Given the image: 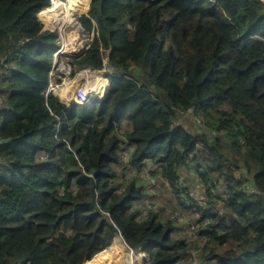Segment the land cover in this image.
I'll return each instance as SVG.
<instances>
[{
  "label": "trees",
  "instance_id": "16d2710c",
  "mask_svg": "<svg viewBox=\"0 0 264 264\" xmlns=\"http://www.w3.org/2000/svg\"><path fill=\"white\" fill-rule=\"evenodd\" d=\"M48 3L0 0V264H94L115 233L148 264H185L192 246L198 261L264 264V2L90 0L77 17L93 42L70 64L100 70L109 51L115 73L104 98L70 107L44 95L57 34L34 15ZM158 187L181 200L151 208Z\"/></svg>",
  "mask_w": 264,
  "mask_h": 264
},
{
  "label": "rangeland",
  "instance_id": "374dc122",
  "mask_svg": "<svg viewBox=\"0 0 264 264\" xmlns=\"http://www.w3.org/2000/svg\"><path fill=\"white\" fill-rule=\"evenodd\" d=\"M53 1H56V0H52V3L55 4ZM60 2H63V3H66V0H60ZM84 4V1L81 0V2L79 1V5L77 6L78 10H79V13H80V8L83 6ZM86 10L84 11V13H80L79 15H85L86 17H90V13H89V9H90V0H87L86 1ZM49 9L45 7H43L42 9H39V11L37 12V16H36V19L41 22L43 24V29L45 31H48V32H55L57 35L55 36L56 38V42H55V45L58 46V49L60 50L61 49V52H63V54L60 56L59 58V61L62 60H71L74 56L73 54L74 53H79L82 49H86L92 42H93V33L92 31H89V32H85L83 30V27L81 25V22H79V25L83 31V35L85 36V39L86 42L81 46V48L77 49L75 52H69L63 45V39L65 40L66 38L64 36L61 35V31L59 30V28H56L53 24H51V21L48 19V17L51 15L50 12L47 13L46 10ZM42 12V13H41ZM48 15V17L46 16ZM46 20L48 21V23L46 22ZM65 30L69 31V30H74V28H65ZM63 38H62V37ZM90 40V41H89ZM66 68H68L66 66ZM84 69H87L88 72L86 73V76L84 75V73L82 72L80 75H77L76 73H80L81 71H83V69H78V70H75L73 69V66L70 68V71H69V78L68 80L66 81V84L69 86V89L68 91L71 92V94H73L74 90L76 89V87L78 86V82L79 83H84L86 82L88 85L90 84H94L95 86L97 85L98 82H101L102 80H97L98 79V76L100 74H102L99 70H94V69H89V68H84ZM94 70V71H93ZM95 74H99L97 75V79L95 78ZM75 76V77H74ZM102 77V75H101ZM103 78V77H102ZM100 85V84H98ZM105 87V86H104ZM1 88V92H3L2 90V87ZM103 88V87H102ZM4 99L5 97H2L0 95V104H3L4 102ZM180 119L181 121H185V122H188L187 124V128H188V131L190 132H196L195 128H196V123L194 121V119L192 117H189L188 115H180ZM179 120V119H178ZM177 120V121H178ZM189 171H192V174H189V178L187 179L188 181H191V184L193 185L196 181V179L198 178V173L196 172L195 169H192V167L189 168ZM156 176V175H155ZM180 176V175H179ZM149 178L151 180H156V181H159L160 179H158V177H153L151 175H149ZM180 179H186L184 177H180ZM153 189H155V187H152ZM175 190V189H174ZM157 192V195L154 193V195H150L149 196V199H151L152 203H150L151 206H155V205H160L162 203H165L167 204L170 208H174L175 206V203L176 201H179L181 200V197H180V193H178L179 191L175 190L174 192L170 191V190H164V189H161V188H157L155 190ZM190 193V192H189ZM191 196H193L196 200H202L203 199V196H201V194L197 195V192H192L190 193ZM203 202L205 203V206H209L210 204L212 205V207L217 210V211H220L223 212L227 206V202L225 200H223L222 198V201H219V202H214L213 203V199L211 197H209L207 194H204V199H203ZM190 207L194 208V212L195 214H199L198 212H196L195 208V204L192 202L189 204ZM180 208H182V206H179ZM228 208L229 210L231 209L232 210V206L231 204L228 205ZM146 209H143L141 214L145 213ZM183 218L185 219V222L184 224L186 223H189V221H191V216L189 214L187 215H182ZM183 224H179L177 225L178 227H181ZM189 232H192V230L188 227H186L183 232L181 234H179L177 237H186V235L189 233ZM194 232V230H193ZM196 232V231H195ZM191 239V236L188 235L186 240H190ZM192 239H193V233H192ZM113 240V239H112ZM120 242V243H118ZM204 243V240L202 238H200L198 240V244L201 246L203 245ZM123 247H127L125 246L121 239L119 237H115L114 238V241L111 242V244L108 246V248L106 249L105 253H104V260L103 261H100V260H96L94 262V264H137L141 259H143V261H145L147 259V256L145 253H143L141 250H138L137 252H134V255H135V259L132 260L131 257H130V254L129 253H125L124 250L122 249ZM231 248H236L235 245H233L231 242H228L226 243L225 245L219 247L218 249L221 251V250H226V249H231ZM126 250L130 251L128 248H126ZM239 252V251H238ZM192 258L193 259H196L198 258V255L196 253H193L192 254ZM197 264H200L198 261H197Z\"/></svg>",
  "mask_w": 264,
  "mask_h": 264
},
{
  "label": "bare ground",
  "instance_id": "6f19581e",
  "mask_svg": "<svg viewBox=\"0 0 264 264\" xmlns=\"http://www.w3.org/2000/svg\"><path fill=\"white\" fill-rule=\"evenodd\" d=\"M79 1L81 2V0H66V3H63L60 2V0H56L54 1L55 4L51 5L49 9L46 10L47 13L50 12L51 14L49 17L46 15L51 21V24H53L56 28H59L61 35L66 38L65 40L63 39V45L69 52H75L77 49L81 48V46L87 40L85 39L83 31L78 22L80 15L77 17V6L79 5ZM68 27L74 28V30L66 31L65 28ZM59 94L61 98H64L65 94V99L72 98L71 92H67V90L63 88H61ZM126 248L123 247L122 249L125 253H129L131 259L134 260L135 255L131 251L126 250Z\"/></svg>",
  "mask_w": 264,
  "mask_h": 264
},
{
  "label": "built area",
  "instance_id": "2783aa9c",
  "mask_svg": "<svg viewBox=\"0 0 264 264\" xmlns=\"http://www.w3.org/2000/svg\"><path fill=\"white\" fill-rule=\"evenodd\" d=\"M52 1V0H51ZM264 2V0H262ZM54 2V1H53ZM75 55V53L73 54V56ZM56 63V59L54 60V64L53 66L55 65ZM66 66L68 68H66ZM72 67V65L70 64L69 61L65 60L64 62H61L60 63V72L57 74V77L55 76V73L54 71L50 73V83H49V87H50V90L52 91H55L56 89H60L61 87H64L66 86V81L68 80V78L70 77L69 76V71H70V68ZM84 73V75L86 76V73L88 72L87 69H84L83 68V71H81L80 73H76L77 75H80L81 73ZM75 77V76H74ZM55 78H58L60 80V83L59 84H56L54 82ZM100 84V85H98ZM68 91V90H67ZM103 93V88H102V82H99L97 83V85L95 86L94 84H90L88 85L86 82L84 83H79L78 82V86L76 87V89L74 90L73 94L72 95V100L73 102L77 103V104H84V103H88L90 101V99L94 96H100L101 94ZM67 94V93H66ZM66 94H65V97H66ZM191 189L188 190V194L190 195L191 191L192 192H197V195L201 194L200 193V188L198 187V185H195V186H190ZM246 190L248 192H251L253 193V187L248 183L246 184ZM190 192V193H189ZM201 196H203V199H204V194H201ZM191 198H193L195 201L199 202L200 205L204 204L203 202V199L202 200H196L193 196L190 195ZM152 203V202H151ZM158 206L159 205H155L154 208H156L158 210ZM153 206H151L152 208ZM143 209H146L145 207H143L141 210H140V213H139V217L140 218H144L146 216V212H147V209L145 211V213L141 214L142 210ZM177 225L179 224H182L183 223V217L182 215L179 216L177 219ZM185 222V221H184ZM187 226H189V228L193 231H195V229L197 228V225L196 224H193L190 225V222L189 223H185L183 224L181 227H178V228H183L185 229ZM192 233V232H191ZM187 262H190L192 263V259L189 258L186 260ZM213 262H215L214 260H212ZM213 264V263H212Z\"/></svg>",
  "mask_w": 264,
  "mask_h": 264
},
{
  "label": "clouds",
  "instance_id": "9594fccd",
  "mask_svg": "<svg viewBox=\"0 0 264 264\" xmlns=\"http://www.w3.org/2000/svg\"><path fill=\"white\" fill-rule=\"evenodd\" d=\"M51 5H53V3H52V1L51 0H49V3H48V5L46 6V8H48V7H50ZM39 11V10H38ZM37 11V12H38ZM37 12L35 13V17L37 16ZM84 15V14H83ZM79 21H80V19H79ZM84 30V29H83ZM85 31V30H84ZM86 32V31H85ZM87 33V32H86ZM92 33H93V36L95 35V33H94V31H92ZM56 42V41H55ZM83 50V49H82ZM81 50V51H82ZM80 51V52H81ZM63 54V52H61V49L59 50L58 49V46H57V48H56V50L51 54V66H50V69H49V72H48V83H47V87H46V90H45V92H44V95L45 96H47L48 94H51V95H55V96H57L58 98H59V100L63 103V104H65L67 107H70L71 105H82V104H77V103H75V102H73V100H72V98H70V99H65V97L64 98H61V96H60V94H59V91L61 90V88H63V89H66V90H68L69 89V86L68 85H66V86H64V87H61L60 89H56L55 91H52V90H50V87H49V83H50V73L51 72H53L54 71V73H55V76L57 77V74L61 71L60 70V63L61 62H64V61H62V60H60L59 61V58H60V56ZM75 55H76V53H75ZM74 55V56H75ZM108 55H109V51H106V53H105V56H104V60H103V64H104V66H103V68L102 69H100L99 71L102 73V74H100V75H102V77L103 78H105L104 79V81H105V83H106V85H105V87L109 84V82H108V78H109V76H112V75H114V73H115V71H114V69H112V68H110L109 66H107L106 64H107V59H108ZM56 59V63H55V65L53 66V64H54V60ZM70 62V61H69ZM88 68V67H87ZM4 68H2V70H3ZM73 69H75V70H78L79 68H74V66H73ZM83 69V68H82ZM90 70H91V68H89ZM94 70H97V69H94ZM93 70V71H94ZM1 73H2V71H0V76H1ZM97 75L98 74H95L94 76H95V78L97 79ZM98 80V79H97ZM100 81V80H99ZM54 82L56 83V84H59L60 83V80L58 79V78H55V80H54ZM102 82V81H101ZM99 83V82H98ZM108 91V90H107ZM107 91L105 92V88L103 87V93L100 95V96H94V97H92V98H95V97H97V98H100V99H102V98H104L105 97V95H106V93H107ZM68 92V91H67ZM91 98V99H92ZM90 99V100H91ZM73 102V103H72ZM90 102V101H89ZM88 102V103H89ZM84 104H87V103H84ZM2 119H3V117H1L0 116V124H1V121H2ZM0 144H1V141H0ZM152 202V201H151ZM184 230V229H183ZM196 230V229H195ZM183 232V231H182ZM174 233H176V232H174ZM190 233V235L192 234L191 232H189ZM115 237H119L120 239H121V241H122V243L124 244V245H126V246H128L126 243H125V241H124V239L122 238V236H121V234L120 233H115L114 234V236H113V240H112V242L114 241V238ZM186 238L187 237H182V239L186 242V243H188V244H190V241L189 240H186ZM130 251L132 250L129 246L127 247ZM142 251V250H141ZM133 254H134V252H136V251H134V250H132L131 251ZM143 252V251H142ZM144 253V252H143ZM193 253H196L197 255H198V258H196V259H193L192 258V254ZM146 254V253H145ZM187 254H188V256L186 257V259L185 260H187V259H189V258H191L192 259V263H190V262H185V264H197V261L199 260V253L197 252V250L195 249V247L194 246H192V249L191 250H188V252H187ZM95 256V255H94ZM147 256V255H146ZM148 256H147V259L145 260V261H143V264H148ZM212 260H214V259H211V260H209V261H206V260H204V261H198L200 264H217V262L215 261V262H213ZM221 264H223V263H221Z\"/></svg>",
  "mask_w": 264,
  "mask_h": 264
},
{
  "label": "water",
  "instance_id": "95a60500",
  "mask_svg": "<svg viewBox=\"0 0 264 264\" xmlns=\"http://www.w3.org/2000/svg\"><path fill=\"white\" fill-rule=\"evenodd\" d=\"M105 88V92L108 90L109 88V84L104 87ZM73 103V102H72ZM96 197H97V194L95 192V186L93 185L92 188H91V199L89 201H84L82 202V204H91V205H95L96 204ZM128 247V246H127ZM132 251V250H131Z\"/></svg>",
  "mask_w": 264,
  "mask_h": 264
}]
</instances>
